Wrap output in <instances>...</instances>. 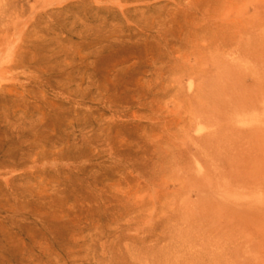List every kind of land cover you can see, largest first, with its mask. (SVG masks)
Returning a JSON list of instances; mask_svg holds the SVG:
<instances>
[{
	"label": "rangeland",
	"instance_id": "1",
	"mask_svg": "<svg viewBox=\"0 0 264 264\" xmlns=\"http://www.w3.org/2000/svg\"><path fill=\"white\" fill-rule=\"evenodd\" d=\"M0 264H264V0H0Z\"/></svg>",
	"mask_w": 264,
	"mask_h": 264
}]
</instances>
